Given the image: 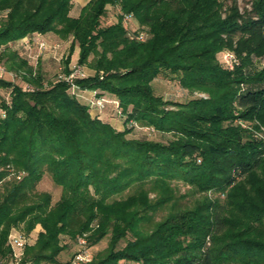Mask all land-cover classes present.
Masks as SVG:
<instances>
[{
	"label": "trees",
	"instance_id": "obj_1",
	"mask_svg": "<svg viewBox=\"0 0 264 264\" xmlns=\"http://www.w3.org/2000/svg\"><path fill=\"white\" fill-rule=\"evenodd\" d=\"M72 5L0 0V61L27 69L32 86L0 79L8 91L0 166L24 172L4 179L0 170V259H9L12 230L28 235L38 226L21 264H68L76 250L65 262L60 256L84 233L90 248L107 238L85 264H264V141L232 124L264 126V68L252 62L264 55V0L244 12L232 0L224 13V0H87L75 16ZM107 6L131 13L137 30L128 32L119 12L105 24ZM35 34L71 37L64 72L75 45L77 63L93 71L75 79L77 89L115 100L125 122L170 137L130 138L133 126L117 130L93 115L67 83L45 87L41 72L9 49ZM225 48L239 60L231 70L217 59ZM158 76L207 98L166 100L154 93ZM45 174L61 188L54 204L36 189ZM174 180L201 199L178 207Z\"/></svg>",
	"mask_w": 264,
	"mask_h": 264
},
{
	"label": "rangeland",
	"instance_id": "obj_2",
	"mask_svg": "<svg viewBox=\"0 0 264 264\" xmlns=\"http://www.w3.org/2000/svg\"><path fill=\"white\" fill-rule=\"evenodd\" d=\"M252 1L253 0H235V5L238 7V10L240 12H244L245 10H250ZM79 3H80V0H72L73 5L70 10V15L75 16L78 13L79 7H75V6H77ZM231 3H232V0H224V7L222 9L223 13H224L225 8L231 5ZM107 8H108L107 14L104 20L105 24L112 23L116 20L115 12H117V10H114L113 7L110 8V6H107ZM122 21H123V18H122ZM123 25L126 27L128 32L130 31V33L134 32L135 30H137L136 28L139 27L134 17H132V19L129 21H125V22L123 21ZM49 35H50V38H47V39L45 38V40L48 43L59 42L61 44V47L55 54H53V51L51 50H44L42 52H39L35 44L30 45L27 49L23 50V52H19V51L17 52L18 56L21 59L25 60L27 65L31 67L32 73H34V75L38 72H41V74L43 75V79H44L43 84L45 87H48L50 83L54 82L58 74L64 73V67H65L64 60L66 56L68 55V53L70 52V46L72 42L71 37L67 39H61L54 34H49ZM9 49L10 51H16L15 50L16 48L9 47ZM224 51H230L236 56V54L234 53L232 49H229V48L223 49L217 54L218 56L217 59L222 65H223V62L220 56H221V53ZM77 56H78V48L75 45L73 52L69 59L68 67L69 65H75V64L79 65L77 63ZM237 61H239L238 58H237ZM0 62H2L5 66V69L7 72V75H6L7 78H10V75L12 74H17L18 77L14 80L15 84L20 85L24 88L32 87V86H29V84H27L23 79V76L24 75L26 76L28 74L27 69H25L24 67H21V68L15 67L13 64H12L13 67H10L11 63H7L5 60H1ZM252 62H253V67L257 69L264 68V55L260 57L252 56ZM80 66L83 69L85 77L93 74V71L88 66H85V65H80ZM34 69H35V72H33ZM152 86H153L154 93L162 96L166 100L184 102L192 97L207 98L206 93L200 92V91L189 92L181 88L177 80L165 78L163 76H158L157 78H155L152 81ZM80 91L81 89H76L75 93L79 94ZM7 92H8L7 90H0V99L7 97ZM78 99L80 102L84 104H89V101H85L81 97H78ZM108 105L109 104H107L106 106ZM233 114L237 115L238 111L235 110ZM115 115L120 119L123 125L121 127V130L131 127L129 122L124 121L123 115H118L116 113ZM232 124L240 125V127L248 131L252 135L253 138L257 140H262V141L264 140V126L260 124L257 120L234 119L232 121ZM131 129L132 130L127 135L130 138H147L151 140H165L168 137H170V135H161L155 131L154 133L153 132L147 133V132L135 129V128L134 129L131 128ZM171 186L173 187V192L175 195L174 201L176 202L177 206L180 208H190L191 206H193L195 200L201 199L202 197L201 193H193V191L188 185H185L180 181H176V180L172 181ZM36 189L38 192H48L51 195L52 204H54L60 198V195H61V188L55 185L52 179L50 178V176L47 174H45L42 177L40 182L37 184ZM203 194L205 195V193ZM206 195L209 198H213L216 196L212 194L211 191H208ZM150 197L154 199L155 194L151 193ZM167 210L168 208L157 212L154 216V220L158 221L164 218V216L167 213ZM16 230L22 232L21 227L17 228ZM38 230H39V227L36 226L35 229L32 230L27 235L28 240H27L26 246L34 242V239H35V236L37 235ZM106 245H107V238L103 239L97 245L91 246V248L89 247V252L94 254L98 251H102L106 247ZM75 250L76 248L74 246L71 247L68 251H65L64 253H62V255L60 256V260L63 262L67 261ZM23 255H24V252H23ZM22 258L23 256L20 259V264H21ZM0 264H10V259H0Z\"/></svg>",
	"mask_w": 264,
	"mask_h": 264
},
{
	"label": "built area",
	"instance_id": "obj_3",
	"mask_svg": "<svg viewBox=\"0 0 264 264\" xmlns=\"http://www.w3.org/2000/svg\"><path fill=\"white\" fill-rule=\"evenodd\" d=\"M117 12L122 13L119 8H117ZM6 12H0V20L5 15ZM133 15L131 13H122L123 21H129L131 20ZM146 38V35L144 32H138L136 34V39L139 41H144ZM35 44L37 47V50L39 52H42L44 50H51L53 51V54H55L59 48L61 47V44L59 42H53L48 43L43 35L41 34H35L32 39L29 37L24 38L23 46L25 49H27L30 45ZM223 66L231 70L234 65L238 63L236 56L230 52V51H224L221 53L220 56ZM69 71L68 73H60L57 75L54 82L63 81L67 83L70 86V89L76 90L77 86L74 84L75 79L83 78L85 77L83 69L80 65H69L68 67ZM35 72V69L34 71ZM34 75V73H32ZM7 72L5 69V66L2 62H0V79H6L11 82H14V80L18 77L17 74L10 75V78L6 77ZM31 86V85H29ZM32 87H28V89H31ZM107 104H113L117 110V113L119 115L120 111L118 110V104L115 100L108 99L106 97H98L93 95V97L89 100V106L91 111H94L93 115H100ZM0 115H4V111L0 109ZM130 126H133L135 129L152 133L154 130L149 127H141L138 126L134 121H129ZM264 141V140H263ZM4 169L6 171V177L4 179H10V178H21L24 175L23 171H17L14 169V167L10 164L5 165L4 167L0 166V170ZM1 183V181H0ZM28 237L26 234H24L21 231L18 230H12L8 235V245L11 249L10 252V264H20V259L23 256L24 248L27 244ZM76 245L77 249L76 252L73 254L72 258L70 259L68 264H85L91 261V253L89 252V245L87 242V234L84 233L82 235H78L76 237ZM29 264V263H27Z\"/></svg>",
	"mask_w": 264,
	"mask_h": 264
},
{
	"label": "crops",
	"instance_id": "obj_4",
	"mask_svg": "<svg viewBox=\"0 0 264 264\" xmlns=\"http://www.w3.org/2000/svg\"><path fill=\"white\" fill-rule=\"evenodd\" d=\"M86 1L87 0H80V3L75 7L80 8L86 3ZM43 37L47 39L50 38V35L45 34L43 35ZM23 42H24V38L17 41L11 47L18 49L19 52H23V50H25V47L23 46ZM78 95H79L78 97L83 98L85 101H89L93 97L94 92L91 90H81ZM91 113L93 114V111H91ZM102 119L109 122L117 130H121V127L123 126L120 119L115 115L112 105H108L105 107V109L102 112Z\"/></svg>",
	"mask_w": 264,
	"mask_h": 264
}]
</instances>
